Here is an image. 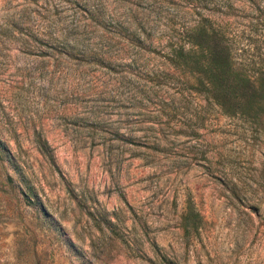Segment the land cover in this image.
Returning a JSON list of instances; mask_svg holds the SVG:
<instances>
[{
	"label": "rangeland",
	"instance_id": "374dc122",
	"mask_svg": "<svg viewBox=\"0 0 264 264\" xmlns=\"http://www.w3.org/2000/svg\"><path fill=\"white\" fill-rule=\"evenodd\" d=\"M47 1L0 0V264H264V0H208L201 10L224 18L235 68L261 86L249 114L142 81L154 89L141 110L108 112L110 128L125 134L112 158L86 128L59 119L20 41L22 9L43 14L36 5ZM127 1L142 15L152 0ZM155 1L178 19L197 2ZM35 132L53 163L36 149ZM188 202L199 228L186 233Z\"/></svg>",
	"mask_w": 264,
	"mask_h": 264
},
{
	"label": "trees",
	"instance_id": "16d2710c",
	"mask_svg": "<svg viewBox=\"0 0 264 264\" xmlns=\"http://www.w3.org/2000/svg\"><path fill=\"white\" fill-rule=\"evenodd\" d=\"M206 3L197 0L190 7L194 13L178 19L162 16L161 4L155 0L147 3L142 15L127 0L116 7L107 0H48L43 6L36 5L44 9L43 14L23 8L14 25L21 43L34 56L36 69L46 77V97L59 119H71L86 128L91 144L108 148L107 157L112 158L116 156L114 141L125 134L110 128L108 112L114 108L141 110L145 106L142 99L149 101L154 89L145 86L149 82L171 86L178 93L201 94L228 114H249L259 98L261 86L235 68L224 18L201 14ZM225 6L230 7L229 2ZM116 8L124 12L116 13ZM112 75L117 77L113 82ZM114 89L117 100L110 99ZM158 141L154 139L156 145ZM33 142L53 163L42 132L34 133ZM0 151H5L1 141ZM181 224L186 233L199 228V214L191 202L184 207Z\"/></svg>",
	"mask_w": 264,
	"mask_h": 264
}]
</instances>
